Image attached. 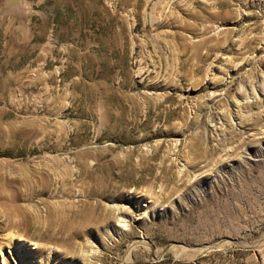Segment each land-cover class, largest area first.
Masks as SVG:
<instances>
[{"label": "rangeland", "instance_id": "obj_1", "mask_svg": "<svg viewBox=\"0 0 264 264\" xmlns=\"http://www.w3.org/2000/svg\"><path fill=\"white\" fill-rule=\"evenodd\" d=\"M0 177V264H264V0H0Z\"/></svg>", "mask_w": 264, "mask_h": 264}, {"label": "bare ground", "instance_id": "obj_2", "mask_svg": "<svg viewBox=\"0 0 264 264\" xmlns=\"http://www.w3.org/2000/svg\"><path fill=\"white\" fill-rule=\"evenodd\" d=\"M18 181L20 182V181H24V180L22 178H20ZM4 182H5V180L1 179V177H0V204H4L5 205L7 203H11L12 202V201H10V200H12V197L11 196H7V194H5V192L3 191V188L1 187V185H3Z\"/></svg>", "mask_w": 264, "mask_h": 264}]
</instances>
